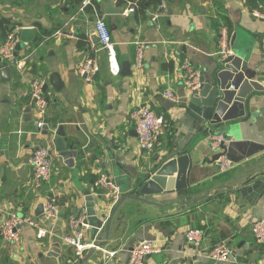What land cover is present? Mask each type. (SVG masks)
<instances>
[{
  "label": "crops",
  "instance_id": "0c3cea01",
  "mask_svg": "<svg viewBox=\"0 0 264 264\" xmlns=\"http://www.w3.org/2000/svg\"><path fill=\"white\" fill-rule=\"evenodd\" d=\"M138 1L0 0V18H7L11 29L33 28L37 37L18 49L25 54L36 48L21 72L13 66L8 74L0 70V221L13 212L35 215L41 197L51 190L61 206L59 217L44 223L51 230L44 238L36 239L24 225L18 230L19 242L0 240V264H123L128 250L146 238H156L160 248L147 257V264H264V244H257L251 231L252 223L264 218V17L252 14L264 12V0H160L158 5L165 3L167 13L159 27L149 21V12L158 5L139 9ZM108 2L120 12L107 14L103 6ZM133 3L134 11L124 15ZM100 17L110 29L118 74L109 71L106 52L91 39L90 30ZM222 27H229L230 41L235 35L234 62L245 64L252 77L241 75L231 92L232 129L224 134L232 138L235 165L225 173L218 172L209 135L184 111L190 90L183 85L185 72L180 68L189 60L205 77L218 73L223 68L218 53ZM2 37L0 32V44ZM137 41L144 44L140 68L134 61ZM89 55L100 66L92 82L77 71ZM33 76L43 77L51 92L48 127L55 129L63 120L68 146L77 151L73 165L67 166L52 147L49 183L36 186L30 154L47 137L36 133L29 95ZM55 79L62 82L58 89ZM169 89L176 101L163 96ZM143 104L169 124L149 154L138 148L131 118ZM184 149L192 158L187 188L157 200L158 205L142 207L144 212L129 213L128 206L121 205L112 218L107 244L83 262H72V251L61 240L67 216L87 212L93 199L97 214L108 217L116 203L98 195V176L107 174L117 186L115 166L134 179L143 166ZM188 228L202 230L204 249L225 241L232 249L231 260L192 256L185 239ZM95 233L93 227L88 230L85 241ZM96 235L99 242L105 238L104 230ZM103 249L116 254L103 260Z\"/></svg>",
  "mask_w": 264,
  "mask_h": 264
},
{
  "label": "built area",
  "instance_id": "2783aa9c",
  "mask_svg": "<svg viewBox=\"0 0 264 264\" xmlns=\"http://www.w3.org/2000/svg\"><path fill=\"white\" fill-rule=\"evenodd\" d=\"M135 4L126 8L123 11L124 15L128 12L134 11ZM167 13L165 3H160L153 11L149 12V21L159 27L160 21ZM252 14L261 18L264 17V12L259 10H252ZM22 26L12 28L0 44V62H4L5 66H13L18 71H22L26 65V61L35 52L34 48L30 53H20L17 49L20 30ZM99 38L100 48L106 52L107 63L109 71L112 74L119 73V65L116 59V52L114 42L111 37L110 29L104 18H97L94 25V32ZM218 46L221 58H226L233 54L230 44V33L228 28L222 27L219 31ZM144 44L137 41L135 42V66L140 68L143 61ZM7 63V64H6ZM181 70L185 72L183 85L188 90L197 89L199 87V77L201 72L198 68L194 67L189 60H183L180 64ZM100 66L96 58L86 56L79 64L77 71L79 74L85 76V80L92 82L95 74L99 71ZM46 80L40 76H33L29 81V95L31 99V107L35 115V128L36 133L39 134L46 125L45 116L48 106V100L51 92L45 87ZM163 96L171 101L177 100V95L172 90L163 92ZM131 118L135 125L137 134L138 148L149 154L159 139L165 134L168 128V120L158 114L149 105L143 104L135 108L131 113ZM232 141L231 137L219 134H209L208 145L211 150L221 154L217 158V168L219 173H225L232 169L235 165L234 161L228 157L226 152H222L221 144H229ZM52 145L49 142H44L33 148L30 154V166L33 172L34 185L42 183H49L52 174V158H51ZM94 187L99 196L105 197L112 202L116 201L119 197L118 187L110 180L109 176L101 173L96 181ZM42 203L43 211L39 216L18 214L16 212L8 213L0 221V240L6 243L19 242V228L21 226H29L36 237L42 239L51 230L44 225L45 222L55 221L60 214L61 206L59 200L53 190L51 194L44 196ZM66 232L61 236L62 242L70 247L73 259L72 262H79L84 258L87 252L94 248L99 249V240L97 232L101 230L96 227L94 237L89 241H85V235L88 230L93 226L88 221V214L85 210L71 213L66 219ZM253 238L257 244H264V218L255 220L251 225ZM186 244L192 256H205L215 262H229L232 258V249L225 241L216 243L212 248H203L204 234L200 228H188L185 232ZM160 250L158 240L156 238H146L138 242L136 245L128 250V257L123 264H147L146 259L151 254L157 253ZM187 250V251H188ZM188 251V252H189ZM103 260L115 256L116 251L103 249ZM153 264V263H150ZM253 264V263H245Z\"/></svg>",
  "mask_w": 264,
  "mask_h": 264
},
{
  "label": "water",
  "instance_id": "95a60500",
  "mask_svg": "<svg viewBox=\"0 0 264 264\" xmlns=\"http://www.w3.org/2000/svg\"><path fill=\"white\" fill-rule=\"evenodd\" d=\"M103 7L107 14H118L120 12V9H115L111 2L105 3ZM93 32L94 30H90V33ZM91 39L93 43L99 42V38L94 34L91 35ZM234 39L235 35L233 34L230 41L231 45H233ZM19 40L16 46L17 49H21L30 42H36L37 37L33 28H22L19 33ZM241 58L239 57L238 60L242 61ZM233 59V54L223 58V68L218 73H213L209 78L201 75L199 77V87L191 90L185 100L183 106L185 113L200 125V129L204 130V134L221 133L226 137H230L224 133L232 129V120L229 116L231 109L228 108L233 99L231 92L238 88L237 82L241 75H244L249 80L252 79L251 70L245 64L234 62ZM0 70L2 73L8 74L10 67L5 66L4 62H0ZM56 80V89H58L62 82ZM45 87L47 88V83ZM236 99L241 100L239 97H236ZM164 101L166 104L170 102L167 99ZM249 101L250 99L246 105L249 104ZM39 135L47 137L46 141L52 145L67 166L73 165V158L76 157L77 151L74 147L70 148L68 146L63 120H60L55 129L48 127L46 122L44 129ZM232 146V141L227 145L221 144V150L226 152L228 157L233 160L231 156ZM220 154V152L216 153V157L218 158ZM191 167L192 158L188 154V150L185 149L176 150L174 153L163 157V159L157 158L154 163L143 166L134 179L124 175L122 170L115 166L113 175L120 195L109 216L105 217V213L97 214L93 199H90L87 204L88 221L93 226V230L95 231L96 227L104 230L105 238L98 243V246L102 248L107 244L112 218L121 205H127L128 208L125 210L129 213L135 210L144 212L145 210L142 207L158 205L157 200L165 199L168 194L187 188V176ZM121 180H125L127 183L120 185ZM42 211L43 207L40 202L36 207L35 215H41ZM94 250V248L90 249L79 263L86 260Z\"/></svg>",
  "mask_w": 264,
  "mask_h": 264
},
{
  "label": "trees",
  "instance_id": "16d2710c",
  "mask_svg": "<svg viewBox=\"0 0 264 264\" xmlns=\"http://www.w3.org/2000/svg\"><path fill=\"white\" fill-rule=\"evenodd\" d=\"M73 2H78L80 3L81 0H71ZM133 1V0H131ZM160 0H139L138 2H136V5L138 6L139 9H144V8H147L148 6H150L151 4L157 6L158 3H159ZM90 7L87 8V10H89ZM229 28V27H228ZM11 27H10V24H9V21L7 18L5 17H1L0 18V32L2 33V40L5 39L7 33L9 31H11ZM49 34V33H48ZM84 38V37H83ZM85 38L83 40H81L82 42H84ZM86 42V41H85Z\"/></svg>",
  "mask_w": 264,
  "mask_h": 264
},
{
  "label": "rangeland",
  "instance_id": "374dc122",
  "mask_svg": "<svg viewBox=\"0 0 264 264\" xmlns=\"http://www.w3.org/2000/svg\"><path fill=\"white\" fill-rule=\"evenodd\" d=\"M43 198H44V196H43ZM43 198L41 197V200H43ZM41 200H40V201H41Z\"/></svg>",
  "mask_w": 264,
  "mask_h": 264
}]
</instances>
